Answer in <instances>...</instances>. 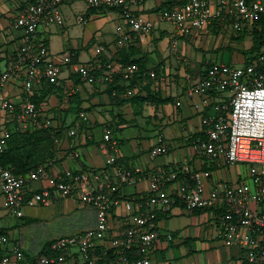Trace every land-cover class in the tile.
<instances>
[{
  "label": "built area",
  "instance_id": "2783aa9c",
  "mask_svg": "<svg viewBox=\"0 0 264 264\" xmlns=\"http://www.w3.org/2000/svg\"><path fill=\"white\" fill-rule=\"evenodd\" d=\"M85 2L91 7L120 10V20L114 26L115 47L125 46L132 37L149 34L156 22L133 11L131 6L137 0ZM61 3L62 0H25L14 15L12 26L21 32V42L0 69V153L13 130L47 128L55 133L63 126L68 136L75 135L76 124H63L61 118L45 113L31 99L33 86L40 79L57 83L64 67L87 84L112 82L117 72L129 82L138 74L135 62L121 65L108 56L100 69L92 63L77 61L73 51L64 52L60 59L50 53L40 30L50 24L63 25ZM262 15L264 0H183L157 12L159 20L169 21L175 29L171 38L173 47L177 34H190L212 21L221 26L230 25L239 33ZM87 18L84 13L75 15L76 22L81 24ZM103 51L100 44L94 47L95 61H100L98 56ZM146 76L156 78V69L147 71ZM9 82H19L23 97L12 100L2 94ZM137 89L138 84H127L120 91L112 88L111 93L130 97ZM221 91L229 92L217 95ZM184 92L187 96L199 95L192 106L200 112L203 134L192 142L195 153L215 166L241 163L245 173L238 172L232 181L213 179L210 168L194 167L189 161L171 167L160 165L146 172V194L124 196L120 188L136 182L144 171L119 161L109 126L103 127L98 142L105 154L102 166L58 172L49 165L38 164L25 172H14L10 166L0 164L1 206L16 216H22L24 207L47 206L60 198L89 205L96 211L93 227L50 240L49 253H38L36 264H76V259L81 264H152L148 252L159 236L157 216L168 214L175 207L209 210L215 219L216 235L223 244L242 249L240 264H257L264 258V47L241 65L209 63ZM174 105L179 106L180 100ZM76 116L87 127L93 124L85 110ZM55 141H58L56 135ZM166 150L158 134L150 153L156 155ZM69 156L77 158L79 151L71 150ZM178 173L185 174L184 181L167 187ZM118 207L124 219L114 229L112 213ZM164 237L168 241L172 234L167 232ZM100 251L107 255L105 260L100 257ZM24 261L20 243L0 231V264Z\"/></svg>",
  "mask_w": 264,
  "mask_h": 264
},
{
  "label": "crops",
  "instance_id": "0c3cea01",
  "mask_svg": "<svg viewBox=\"0 0 264 264\" xmlns=\"http://www.w3.org/2000/svg\"><path fill=\"white\" fill-rule=\"evenodd\" d=\"M24 1L0 0V69L6 66L21 42V32L15 28L13 29L12 20ZM181 1L183 0H137V3L131 6L133 11L144 14L156 22L149 34L132 37L131 41L122 47L114 46V29L111 32V38H105L104 35L106 20L110 17L114 18V16L100 12V45L104 47L103 53L100 54V61L94 60L93 50L87 47L91 33L90 27H83L80 35L76 32L72 34L69 31L67 32V49L76 54L77 61L92 63L100 69L107 61L108 56L110 59H114L115 62L117 57L124 58L125 62L135 61L141 66L140 69L142 70L137 78L138 83L146 86L139 87L135 93L142 97L128 98L112 95V88L115 87L120 91L129 83L118 72L114 75L115 78L112 82L87 84L78 75L64 67L57 83H55V90L39 103L41 110L53 115L55 118H61L63 124L71 126L73 123L76 124L75 135L68 136L66 127L57 135L58 141L54 157L47 162L52 169L63 172L66 169L74 170L82 167L102 166L105 154L101 149L100 153H95L89 146L93 136L89 129L97 124L102 129L104 126H109L112 130L119 161L123 165L135 166L144 171L136 182L125 184L120 188L124 196L146 194L148 189L146 172L160 165L171 167L189 161L194 167L208 165L213 179L233 181L237 177V173L240 171L237 169L236 164L215 166L195 153L192 142L196 137L203 134L200 112L192 106V101L197 100L199 95L187 96L184 89L203 74L207 63L213 61L225 62L222 59L218 60L217 54H223L224 50L239 52L249 47L251 34L245 33V35L237 38L239 40L237 46H234L228 40V43L224 44L225 33H223L222 26L217 21H212L207 27L193 31L190 34H177L175 36L177 38L176 45L173 47L171 38L175 29L161 26L157 12L164 6ZM64 2L70 6L73 0H62V3ZM111 9L116 10L120 17L118 8ZM68 10L69 8H64V12L67 11V14L71 12V10ZM61 11L65 23L67 14L65 15L62 9ZM118 21L117 18L113 23L114 26ZM63 25L60 26L61 29H64ZM46 27L41 28L40 34ZM83 32L86 35L85 38ZM210 32L214 35V43L212 42L209 47L207 36ZM194 38L202 40V45L188 43ZM208 49L215 53L217 57L212 58ZM48 50L49 52H55L59 49L49 46ZM239 53L243 56L242 52ZM153 68L157 71V77L148 78L146 72ZM7 89L10 90L9 87ZM21 93L20 96L23 97ZM143 97L145 100L142 101ZM15 99L17 100V97ZM177 99L180 100L179 106L174 105ZM77 109L85 110L90 114L93 124L89 128L85 123L78 120L76 116ZM138 115L143 116L145 122L154 124L153 134L148 142L144 144L139 142L138 147H132V150L120 151L118 148L119 139L115 138L113 128L120 131L125 129L133 124L132 122ZM158 134H161L167 150L164 153L152 155L150 150L156 143ZM78 149H81L79 156L71 158L69 152L71 150L79 151ZM80 155L83 158L82 160L79 158ZM158 155L161 156L159 159H157ZM184 179L185 174L178 173L170 180L167 187L177 186ZM1 201L0 194V207ZM47 207L53 209V212L57 207L65 208L72 215L71 218L75 216L79 220L87 219L88 223L84 228L93 227L96 223V211L89 205L64 198L59 203H52ZM24 208L27 209L23 211L21 217H31L33 212L28 209L31 206ZM121 212V208L118 207L112 213V228L114 229H117L122 219H124V216L119 215ZM0 217L2 219L1 214ZM24 222L26 223V221ZM9 227V224H0L1 230H7ZM157 230L159 236L148 252L152 264H216L218 261H222L224 264L241 263L242 249L237 245L226 246L223 244L222 240L216 235L215 219L210 211H191L175 207L168 214H158ZM167 232H170L172 237L170 240L165 241L164 235ZM14 240H17L21 245L19 239ZM158 241L160 247H158ZM37 255L31 256L36 257ZM100 257L105 260L107 255L101 254L100 251ZM75 263L81 264L77 259ZM257 264H264V258Z\"/></svg>",
  "mask_w": 264,
  "mask_h": 264
},
{
  "label": "rangeland",
  "instance_id": "374dc122",
  "mask_svg": "<svg viewBox=\"0 0 264 264\" xmlns=\"http://www.w3.org/2000/svg\"><path fill=\"white\" fill-rule=\"evenodd\" d=\"M61 9L64 12V8H69L68 11L71 10L70 13L67 14V11L64 14L67 16V19L64 23V29H61L60 26L56 24H50L46 28L43 29L41 32V36L45 37L46 43L48 47L51 46L52 48L59 49L58 51H50L53 55L60 59V56L68 51V42H67V32L69 31L71 34L76 32L78 35L82 34L83 27H90L91 33L89 35L87 47H90L94 53V47L100 44V12L109 13V15H113L114 18H108L105 22L104 27V35L105 38H111V32L114 29V21L118 18L120 20L119 14L116 10H113L109 7L104 6H88L85 0H73L72 4L69 6L68 3L64 2L60 5ZM71 8V9H70ZM108 9V10H107ZM78 13L86 14L87 22L84 24L78 23L75 20V15ZM122 21V19H121ZM161 26L166 28H173V25L166 20H160ZM223 33H225V41L224 44H227L228 41H231V44L237 46V36L239 35L235 32L230 25H222ZM14 29V28H13ZM251 27L246 30V33H249ZM84 34V32H83ZM210 35V36H209ZM207 36V44L209 47L211 46L212 42L214 43V35L210 32ZM84 34V38H85ZM248 39V37H247ZM177 40V38H176ZM228 40V41H227ZM189 44H199L202 45V40L198 38H194L188 42ZM240 44V43H238ZM176 45V43H175ZM207 46V45H205ZM204 46V47H205ZM231 47V46H229ZM232 49H235L231 47ZM50 50V49H49ZM211 52V50L208 49ZM223 54H217L218 60H223L225 62H229L233 65H241L243 64L244 57L240 55L239 51L236 50H224ZM230 54H229V53ZM209 53V52H208ZM212 58L217 57L215 53H209ZM93 55V54H92ZM230 55V58H229ZM96 55L94 54V57ZM100 58V55L98 56ZM19 82H9L7 85L9 86L10 90L4 94L6 97L10 99H17L20 98L21 86L18 84ZM7 88V87H6ZM229 91H221L217 93V95H227ZM152 121V120H151ZM133 124L127 126L123 130H118L113 128V134L115 138L119 139L118 148L120 151L132 150V147H138V143L142 142L143 144L148 142V139L152 136L154 131V124L151 122H145L143 116H136L135 120L132 122ZM89 131L92 132V141L89 143V146L95 153H100V148L98 147V142L102 138V127L100 125L94 124L91 126ZM121 140V141H120ZM81 152V149H78ZM161 156L158 155L157 159ZM81 160L83 159L80 155L79 157ZM89 163V162H88ZM90 164V163H89ZM88 165V164H87ZM209 168V166H205ZM237 169L241 173H245V166L241 163L236 164ZM64 198H60L55 200L54 203H59ZM52 205V204H51ZM59 205V204H58ZM27 208H23V211ZM31 212L33 215L31 217H21L16 216L15 214L7 211L4 207H0V214L2 215V219L0 217V224H9L10 227L6 230V232L11 236V238L19 239L21 241V247L25 254L28 255H37L41 250L43 244L47 241L55 239L60 235L65 234H75L79 231H82L88 220H79L77 217H72L65 208L57 207L56 210L53 212V209L47 206H31ZM209 212V210H205ZM24 219V220H23ZM26 221V223L24 222ZM12 225V226H11ZM84 228V229H83ZM158 247H160L159 241L157 242ZM224 248L226 246H223ZM222 247V248H223Z\"/></svg>",
  "mask_w": 264,
  "mask_h": 264
},
{
  "label": "trees",
  "instance_id": "16d2710c",
  "mask_svg": "<svg viewBox=\"0 0 264 264\" xmlns=\"http://www.w3.org/2000/svg\"><path fill=\"white\" fill-rule=\"evenodd\" d=\"M245 33V30L239 32L237 38L245 35ZM249 33L251 34V44L249 47L242 49V54L244 56L243 63H246L251 57L255 56L264 47V15L260 16L252 23ZM116 62L123 65L135 61L125 62L124 58L117 57ZM136 64L139 68L138 74L129 81L128 85L130 86L139 84L137 78L140 76V72L142 70L140 69L141 66L137 62ZM208 64L209 63H207L206 66H208ZM145 86L146 85L144 84H139L140 88ZM55 87V83L48 82L42 78L40 79L39 84L33 86L30 97L36 102V104L39 105V103L42 102L50 92L55 90ZM136 96L138 97L139 95L135 94L128 98ZM143 100H145L144 97L142 98V101ZM80 110L81 109H79L77 112ZM63 128V126L60 127L55 133H52L51 130L47 128H32L23 131L13 130L7 140L4 150L0 153V164L3 166H10L14 172H25L38 164L48 165L47 162L54 157V152L56 150L57 142L55 141V135L57 136ZM199 210L200 209H194L191 211ZM0 231L7 233L6 230L0 229ZM48 243L49 241L43 244L39 253H49ZM24 256L25 261L23 264H36L34 256L25 254V252ZM101 261L103 260L101 259Z\"/></svg>",
  "mask_w": 264,
  "mask_h": 264
}]
</instances>
